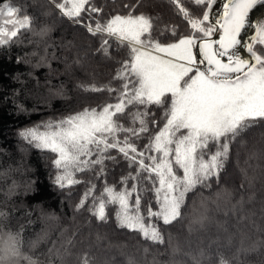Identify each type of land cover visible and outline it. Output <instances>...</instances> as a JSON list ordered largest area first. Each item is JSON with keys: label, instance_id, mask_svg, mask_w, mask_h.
<instances>
[{"label": "snow or ice", "instance_id": "6c2138e0", "mask_svg": "<svg viewBox=\"0 0 264 264\" xmlns=\"http://www.w3.org/2000/svg\"><path fill=\"white\" fill-rule=\"evenodd\" d=\"M167 2L186 33L178 24L138 10L145 0L125 2V11L113 14L95 0H48L59 17L95 41L91 53L114 63L108 83L93 79L77 85L84 92L105 93L110 100L22 129L18 135L55 154L56 172L50 177L55 187L86 184L76 211L90 213L101 224H107L114 212L117 227L145 242L144 257L151 245H165V251L170 250L168 264H248L242 257H264V239L248 244L247 234L238 233L235 243L229 240L223 246L231 255L219 248L185 250L170 233L166 238L162 226L182 222L187 194L198 186L211 187L208 181L227 183L225 166L230 158L234 157L236 178L241 181L238 191L255 179L250 161L256 154L249 152L241 161L233 145L239 147L257 132L264 136V0ZM112 3L115 6L116 0ZM50 31L43 27L36 32L34 18L11 3L0 7V49L22 43L26 35L43 38ZM162 36L167 38L161 40ZM46 59L40 57L41 62ZM73 63L79 65L80 59ZM57 94L63 95L62 90ZM113 150L132 171L120 177L119 188L105 179L97 192L92 180L78 174L106 177L105 161L119 162ZM15 187L13 182L6 198ZM216 196L218 201H230L234 193L221 188ZM244 202L241 194L237 204L242 207ZM9 215L0 208V264H119L114 256L101 255L112 245H105L106 237L99 233L87 242L77 240L76 232L62 235L37 254L40 239L26 244L23 226L11 230ZM205 219L202 213L192 225H202ZM124 264L142 261L126 256ZM152 264L159 261L153 257Z\"/></svg>", "mask_w": 264, "mask_h": 264}, {"label": "trees", "instance_id": "16d2710c", "mask_svg": "<svg viewBox=\"0 0 264 264\" xmlns=\"http://www.w3.org/2000/svg\"><path fill=\"white\" fill-rule=\"evenodd\" d=\"M95 2L103 6L106 13L113 14L124 12L122 5L130 0H116L115 6L112 0ZM4 3H11L32 16L36 32L43 27L51 29L48 33L50 39L45 40L33 33L26 35L22 43L0 49V208L9 212L11 230L15 231L22 225L26 244L39 238L37 254L45 252L62 235L76 232L77 240L87 242L88 239L94 240L99 233L106 237L105 245H112L101 255L114 256L119 264H124L126 256H133L142 264H152L153 257L159 264H168L170 250L165 251V245H151L149 254L144 257L142 248L145 242L136 233L117 227L114 212L107 224H101L90 213L76 211L86 184L64 190L55 187L50 178L56 172L52 165L55 154L41 151L18 135L22 129L42 125L46 121L109 101L107 94L84 92L77 85L93 79L99 84L108 83L114 63L101 61L98 55L91 53L89 49L96 46L95 41L59 17L48 0H0V7ZM188 6L195 9L194 5ZM138 10L159 16L164 23L178 24L184 33L188 31L179 17L173 15L172 6L167 0H145L144 8ZM166 38L160 37L161 40ZM69 42L74 46L66 47ZM44 47L47 50L41 55L39 52ZM42 56L47 57L45 62L40 61ZM77 57L80 59L79 65L73 63ZM18 59L20 62H17ZM37 64L39 66L36 69L34 65ZM58 90H62L63 95L57 94ZM156 114L159 118L160 110H156ZM149 127L151 129L152 125ZM138 143L143 145L146 139ZM233 148L241 161L247 159L249 152L256 154V158L250 161V174L255 179L250 187L238 191L241 181L236 178L233 157L225 166L229 172L227 183L208 181L211 187L198 186L187 194L185 206L181 210L184 217L182 222L175 226H162L166 230V238L170 233L173 242H178L185 250L197 246L212 251L219 248L231 255L223 246L229 240L235 243L238 233L247 234L248 244L264 239V136L257 132L239 147L234 144ZM112 154L117 155L115 150ZM117 159L118 163L105 161L106 177L95 178L92 173H79L78 176L86 181L92 180L97 192L103 187L105 179L108 184L119 188L120 177L132 169L118 155ZM30 181H35V184L30 185ZM13 182L16 186L14 194L6 198ZM221 188L232 191L234 198L218 201L216 193ZM241 194L245 201L242 207L237 204ZM202 213L206 216L203 224L192 225L194 218ZM190 225L194 228L191 233L188 231ZM121 252L125 255H121ZM242 259H246L248 264H264V257L258 254Z\"/></svg>", "mask_w": 264, "mask_h": 264}, {"label": "rangeland", "instance_id": "374dc122", "mask_svg": "<svg viewBox=\"0 0 264 264\" xmlns=\"http://www.w3.org/2000/svg\"><path fill=\"white\" fill-rule=\"evenodd\" d=\"M46 37V38H45ZM44 37V39L46 40V39H50V34H47V36H45ZM42 44H43V42H42ZM47 46L48 47H50V45L49 44H47ZM47 50V48L46 47H44L43 49H41L40 50V52L39 53H41V55L42 54H45V51ZM37 55V54H36ZM53 60H55L54 58H53ZM93 62V61H92ZM89 63L91 64V61H89ZM40 66H43V64H41ZM38 68V66H36V69ZM6 176V175H5ZM5 176H1V177H5ZM39 239V238H38Z\"/></svg>", "mask_w": 264, "mask_h": 264}]
</instances>
